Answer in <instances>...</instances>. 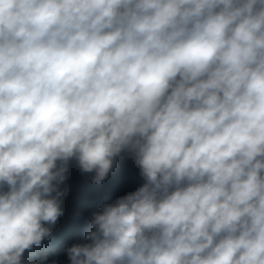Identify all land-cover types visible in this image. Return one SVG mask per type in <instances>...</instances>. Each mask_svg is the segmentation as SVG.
<instances>
[{
  "label": "clouds",
  "instance_id": "1",
  "mask_svg": "<svg viewBox=\"0 0 264 264\" xmlns=\"http://www.w3.org/2000/svg\"><path fill=\"white\" fill-rule=\"evenodd\" d=\"M125 149L71 264H264V0H0V264Z\"/></svg>",
  "mask_w": 264,
  "mask_h": 264
},
{
  "label": "trees",
  "instance_id": "2",
  "mask_svg": "<svg viewBox=\"0 0 264 264\" xmlns=\"http://www.w3.org/2000/svg\"><path fill=\"white\" fill-rule=\"evenodd\" d=\"M95 175V171L84 172L76 158L67 162L65 179L57 185L62 193L58 198L62 215L55 224L44 222V226L51 229L52 236L25 250L21 264H71L66 249L73 244L90 243L86 232L95 230L89 228L93 213L101 212L102 205L114 204L146 182L136 163L135 152L129 149L113 157L112 167L100 184L93 183ZM3 190L6 191L7 187Z\"/></svg>",
  "mask_w": 264,
  "mask_h": 264
},
{
  "label": "rangeland",
  "instance_id": "3",
  "mask_svg": "<svg viewBox=\"0 0 264 264\" xmlns=\"http://www.w3.org/2000/svg\"><path fill=\"white\" fill-rule=\"evenodd\" d=\"M86 180H88V179H86Z\"/></svg>",
  "mask_w": 264,
  "mask_h": 264
}]
</instances>
